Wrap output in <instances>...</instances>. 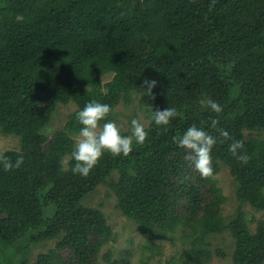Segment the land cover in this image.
<instances>
[{
    "label": "trees",
    "instance_id": "16d2710c",
    "mask_svg": "<svg viewBox=\"0 0 264 264\" xmlns=\"http://www.w3.org/2000/svg\"><path fill=\"white\" fill-rule=\"evenodd\" d=\"M145 80L156 81L151 95ZM92 100L110 105L109 120L135 101L151 121L143 144L126 157L106 152L84 177L72 173L70 158L65 168L62 161L81 127L76 113ZM67 105L74 112L49 138L57 107ZM166 107L181 115L156 125L152 110ZM192 124L217 136L213 171L197 178L187 169L190 152L173 142ZM263 131L264 0H0V133L19 140L0 157L23 156L18 168L0 166V264H29L30 248L48 241L55 248L34 264H98L112 231L83 201L99 185L146 237V249L181 235L184 248L167 264H206L208 239L223 232L234 242L231 264H264V220L252 233L242 212H264V139L251 136ZM233 140L242 141L247 164L229 151ZM219 166L235 183L238 211L228 223L212 179Z\"/></svg>",
    "mask_w": 264,
    "mask_h": 264
},
{
    "label": "rangeland",
    "instance_id": "374dc122",
    "mask_svg": "<svg viewBox=\"0 0 264 264\" xmlns=\"http://www.w3.org/2000/svg\"><path fill=\"white\" fill-rule=\"evenodd\" d=\"M111 77H103L102 82L106 83ZM75 107L72 105L58 106L56 114L53 116L48 129L49 138L56 131L63 128L67 122L68 117L74 112ZM115 120L119 126L121 133L130 132V121L133 118L140 120L145 128L148 127L151 121L149 113L138 109L136 102L130 105L121 104L114 111ZM247 137L248 134L244 133ZM255 139H264V131L261 134H251ZM78 139V134L72 137L74 143ZM18 138L15 136H4L0 133V155L8 150H17L19 148ZM70 157L64 158L62 164L68 163ZM187 168L189 174L193 178L200 177L201 174L193 167V164ZM117 175L112 174L111 179L115 180ZM212 179L216 181V187L220 193L226 198L222 205V216L228 223L237 214L238 202L235 199L234 190L235 183L229 176L228 170L223 166H219V170L213 173ZM183 202L180 203V206ZM83 206L86 208L96 209L101 211L105 217L106 223L111 228V241L101 248L99 253L98 264H105L101 257L110 255L111 261L126 260L129 264H167L171 259L178 258L183 247L181 235H168L163 240L155 241L152 248L153 251L146 249V237L139 234L135 223L127 220L121 215L117 209V199L111 190L105 185H99L92 193L88 194L83 201ZM180 212L184 210L182 207L177 209ZM179 212V213H180ZM242 212L245 214V219L252 230H255L257 222L264 220V212H254L251 208L245 207ZM210 259L206 264H231V255L234 250L233 239L228 232H223L220 235L213 236L208 239ZM148 247V246H147ZM55 248L54 241L42 243L37 247H31L28 254V263L34 264L38 260L39 255H46L49 251ZM60 258L63 262L70 263V253L63 250L59 252ZM73 262V260H72ZM71 262V263H72Z\"/></svg>",
    "mask_w": 264,
    "mask_h": 264
},
{
    "label": "clouds",
    "instance_id": "9594fccd",
    "mask_svg": "<svg viewBox=\"0 0 264 264\" xmlns=\"http://www.w3.org/2000/svg\"><path fill=\"white\" fill-rule=\"evenodd\" d=\"M144 84L146 87L141 89L151 95L152 89L156 86V81L145 80ZM201 104L206 105L215 113H220L223 110L219 103L211 99H202ZM110 111V105L92 100L85 103L83 108L76 113V120L81 127L74 150L70 153V159L74 162L71 168L74 175L79 174L86 177L106 152L112 156L123 155L126 157L133 151L134 143L140 145L145 142L148 132L140 120L133 118L130 121V134L124 135L115 120L107 119ZM152 112L153 121L159 126H167L172 119L181 115L175 107L152 110ZM101 121H104L102 125ZM216 125L217 120L213 119L211 127L216 128ZM217 131L218 136L224 138V140L229 138L227 130L217 129ZM173 142L179 148L190 152L193 167L200 174L207 176L212 173L211 152L213 146L217 143V136L212 135L196 124H192L182 135L174 136ZM228 147L229 151L239 162L247 164L249 157L241 151L244 147L242 141L233 140ZM22 163V155L18 156L14 163L7 158L0 157V166L5 171L18 168Z\"/></svg>",
    "mask_w": 264,
    "mask_h": 264
}]
</instances>
